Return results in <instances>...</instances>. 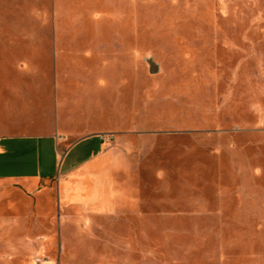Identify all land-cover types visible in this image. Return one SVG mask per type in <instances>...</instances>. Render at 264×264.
Returning a JSON list of instances; mask_svg holds the SVG:
<instances>
[{
    "label": "rangeland",
    "instance_id": "1",
    "mask_svg": "<svg viewBox=\"0 0 264 264\" xmlns=\"http://www.w3.org/2000/svg\"><path fill=\"white\" fill-rule=\"evenodd\" d=\"M16 1L0 34L69 37L83 136L56 149L41 194L4 188L0 264H264V0ZM108 133L122 161L99 163L94 198L77 169ZM52 187L47 211H28ZM103 212L131 217L91 218Z\"/></svg>",
    "mask_w": 264,
    "mask_h": 264
},
{
    "label": "crops",
    "instance_id": "2",
    "mask_svg": "<svg viewBox=\"0 0 264 264\" xmlns=\"http://www.w3.org/2000/svg\"><path fill=\"white\" fill-rule=\"evenodd\" d=\"M27 7L34 14L40 11L41 4L36 6L35 0H25ZM8 4V10L16 9L18 1L0 0V4ZM39 8V9H38ZM33 25H36L35 20ZM69 39L57 35L42 34H0V201L11 199L4 188L13 187L27 196L39 195L43 180L52 177V171L57 161L52 155L60 146L66 148L67 140L83 136L75 134L76 129H82L80 122L74 120L69 112L72 105L68 99L69 79L67 73L71 53L64 50L61 42ZM80 41V40H77ZM95 51V52H94ZM91 58L99 55L94 48ZM93 56V57H92ZM81 105H78L80 107ZM97 120V119H96ZM104 124V121H102ZM98 121L90 123L93 128ZM85 136H99L97 133ZM101 151L87 163L81 164L77 171L90 174L93 183L94 198H103L105 182L100 174L99 163L108 161H122V154L116 147H112L109 133L101 136ZM55 158V157H54ZM128 161V160H127ZM131 164V163H130ZM137 173L136 166L134 167ZM72 175V169L67 170L66 176ZM9 186V187H8ZM47 187V186H46ZM74 188L68 184L63 189V197L73 192ZM37 198L38 206H28V211H47L48 198H54L55 189L50 188ZM58 195V189H57ZM93 195V194H92ZM59 198L61 197L59 182ZM96 196V197H95ZM93 198V197H92ZM141 200L139 201V203ZM77 207L86 211L84 203ZM76 206V205H75ZM34 208V209H33ZM89 215V214H88ZM31 216V212L30 215ZM91 216V215H90ZM121 214L103 212L93 214L91 218L120 219ZM27 218V217H26ZM21 219L20 228L32 230L34 234L45 233L46 225L32 224V221ZM50 226V225H49ZM29 230V231H30ZM28 232V231H26Z\"/></svg>",
    "mask_w": 264,
    "mask_h": 264
},
{
    "label": "water",
    "instance_id": "3",
    "mask_svg": "<svg viewBox=\"0 0 264 264\" xmlns=\"http://www.w3.org/2000/svg\"><path fill=\"white\" fill-rule=\"evenodd\" d=\"M156 70H157L156 67L153 66V68H152V70H151V73L154 74V73L156 72Z\"/></svg>",
    "mask_w": 264,
    "mask_h": 264
}]
</instances>
